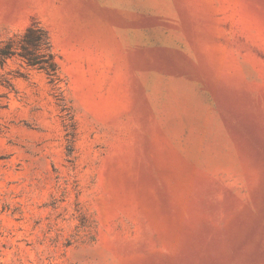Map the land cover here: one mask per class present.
Wrapping results in <instances>:
<instances>
[{"label": "rangeland", "instance_id": "rangeland-1", "mask_svg": "<svg viewBox=\"0 0 264 264\" xmlns=\"http://www.w3.org/2000/svg\"><path fill=\"white\" fill-rule=\"evenodd\" d=\"M57 80L0 55V264H264V0H0Z\"/></svg>", "mask_w": 264, "mask_h": 264}, {"label": "trees", "instance_id": "trees-1", "mask_svg": "<svg viewBox=\"0 0 264 264\" xmlns=\"http://www.w3.org/2000/svg\"><path fill=\"white\" fill-rule=\"evenodd\" d=\"M18 55L28 66L43 70L50 82L58 78V66L54 60L47 32L35 23H31L25 30L20 44L13 49L10 43L0 47L2 57Z\"/></svg>", "mask_w": 264, "mask_h": 264}]
</instances>
